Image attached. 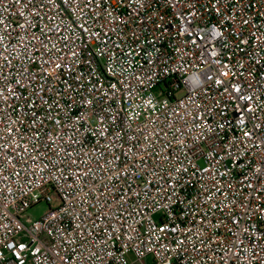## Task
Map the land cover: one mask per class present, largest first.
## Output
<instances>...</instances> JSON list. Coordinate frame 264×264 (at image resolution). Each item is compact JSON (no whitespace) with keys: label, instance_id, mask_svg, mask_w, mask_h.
Masks as SVG:
<instances>
[{"label":"built area","instance_id":"built-area-1","mask_svg":"<svg viewBox=\"0 0 264 264\" xmlns=\"http://www.w3.org/2000/svg\"><path fill=\"white\" fill-rule=\"evenodd\" d=\"M0 264H264V0H0Z\"/></svg>","mask_w":264,"mask_h":264},{"label":"rangeland","instance_id":"rangeland-1","mask_svg":"<svg viewBox=\"0 0 264 264\" xmlns=\"http://www.w3.org/2000/svg\"><path fill=\"white\" fill-rule=\"evenodd\" d=\"M48 209L49 207L45 203H42L30 209L28 215L31 216L33 219H40L47 213Z\"/></svg>","mask_w":264,"mask_h":264}]
</instances>
